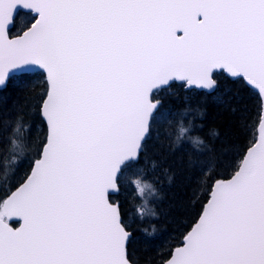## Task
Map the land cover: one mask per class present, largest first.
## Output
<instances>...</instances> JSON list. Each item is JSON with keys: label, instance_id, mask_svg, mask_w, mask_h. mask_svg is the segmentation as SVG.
Here are the masks:
<instances>
[{"label": "snow or ice", "instance_id": "1", "mask_svg": "<svg viewBox=\"0 0 264 264\" xmlns=\"http://www.w3.org/2000/svg\"><path fill=\"white\" fill-rule=\"evenodd\" d=\"M20 9L33 20L12 35ZM28 71L43 77L46 133L0 198V264H136L111 193L127 183L145 203L158 196L160 161H141L161 123L175 122L168 153L189 141L197 161L207 155L200 108L165 109L162 93L214 90L218 71L256 91V132L230 178L206 164V203L162 264H264V0H0V85ZM32 140L23 116L0 117V172L15 175Z\"/></svg>", "mask_w": 264, "mask_h": 264}, {"label": "trees", "instance_id": "2", "mask_svg": "<svg viewBox=\"0 0 264 264\" xmlns=\"http://www.w3.org/2000/svg\"><path fill=\"white\" fill-rule=\"evenodd\" d=\"M32 20L31 14L19 13L11 34L22 33ZM215 79L219 86L212 94L188 91L179 83L162 93L165 109L179 112L189 105L200 108L202 115L195 120L197 127L194 132L208 144L210 150L207 155L197 161L199 154L191 148L189 141H185L183 150L174 155L168 153L161 142L166 139V130L174 129L175 122L171 126L161 123L157 126L159 133L154 130L148 140L141 161L142 165L147 162L149 168L151 158L160 161V166L153 173V179L159 181L158 196L146 193L145 203L136 197L133 188L129 190L128 184L122 183L119 194L111 197L120 205L122 218L131 233L128 247L136 264H162L177 239L190 228L206 203L211 183L206 175H202L206 164L213 163L211 174L215 178H229L230 164L246 149L256 132L259 112L257 94L243 80H232L223 73H216ZM42 91L43 77L39 72L13 77L0 90V117L14 119L20 115L24 123L33 124L28 159L15 171V175L11 171L7 176L0 172V198L19 186L29 170L31 157L36 155V145L46 133L42 118L36 113ZM190 156L193 163H189ZM165 168H171L174 178L164 171ZM137 205L144 208L143 217L137 214Z\"/></svg>", "mask_w": 264, "mask_h": 264}, {"label": "water", "instance_id": "3", "mask_svg": "<svg viewBox=\"0 0 264 264\" xmlns=\"http://www.w3.org/2000/svg\"><path fill=\"white\" fill-rule=\"evenodd\" d=\"M19 12H24V13H30L28 10H25V9H20L19 10ZM18 12V13H19ZM17 13V14H18ZM17 14L15 15V17L17 16ZM32 16H33V14L32 13H30ZM15 19V18H14ZM14 23V22H13ZM12 27H13V24L12 25H10V30L12 29ZM220 72H222V71H218L217 73H220ZM29 73H33V71H28V72H17L16 73V75L15 76H18V75H21V74H29ZM222 73H224V72H222ZM226 76H228L226 73H224ZM229 77V76H228ZM229 78H231V77H229ZM231 79H233V80H235V78H231ZM244 82V81H243ZM7 83H8V80L6 81V83L4 84V85H0V90H3L5 87H6V85H7ZM176 83H180V82H176ZM245 83V82H244ZM246 84V83H245ZM247 85V84H246ZM248 86V85H247ZM249 88H250V86H248ZM250 89H252V88H250ZM195 90H197V91H204V92H206V93H208V94H212V93H214L215 92V90L216 89H214V90H206V89H195ZM253 90V89H252ZM253 91H255V90H253ZM256 92V91H255ZM45 127H46V125H45ZM230 178V177H229ZM16 189V188H15ZM15 189L13 190V191H15ZM118 192L119 191H113L112 193H111V197L112 196H116L117 194H118ZM10 223H11V221H10ZM12 223H15L16 224V226H14V227H19L20 225H19V222L18 221H12Z\"/></svg>", "mask_w": 264, "mask_h": 264}, {"label": "rangeland", "instance_id": "4", "mask_svg": "<svg viewBox=\"0 0 264 264\" xmlns=\"http://www.w3.org/2000/svg\"><path fill=\"white\" fill-rule=\"evenodd\" d=\"M125 184H127V183H125ZM128 188H129V190H132V187H130V185L128 184Z\"/></svg>", "mask_w": 264, "mask_h": 264}]
</instances>
